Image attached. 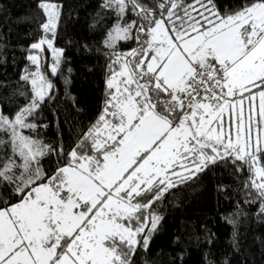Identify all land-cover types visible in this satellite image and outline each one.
<instances>
[{"label":"snow or ice","instance_id":"snow-or-ice-1","mask_svg":"<svg viewBox=\"0 0 264 264\" xmlns=\"http://www.w3.org/2000/svg\"><path fill=\"white\" fill-rule=\"evenodd\" d=\"M38 7L27 103L0 107V264H133L162 219L153 206L217 164L247 173L264 212V0L224 14L215 0H102L107 99L67 148L35 122L54 92L45 47L51 74L63 57L62 5Z\"/></svg>","mask_w":264,"mask_h":264},{"label":"trees","instance_id":"trees-1","mask_svg":"<svg viewBox=\"0 0 264 264\" xmlns=\"http://www.w3.org/2000/svg\"><path fill=\"white\" fill-rule=\"evenodd\" d=\"M56 2L62 5V15L54 46L63 49V57L60 71L51 74V50L45 47L42 70L54 84V92L35 122L48 125L37 129L46 143L60 142L67 148L96 120L107 99L110 57L103 41L113 20L101 9L102 0ZM215 2L224 14L247 0ZM39 3L0 0V107L5 115L26 104L30 94L21 76L32 70L31 44L44 35ZM131 47L134 42H122L120 50ZM54 162L53 157L45 164ZM246 180V172L217 164L166 193L153 206L162 219L148 249L138 250L133 264H264V212L255 192L244 187ZM0 197L11 198L3 190Z\"/></svg>","mask_w":264,"mask_h":264},{"label":"rangeland","instance_id":"rangeland-1","mask_svg":"<svg viewBox=\"0 0 264 264\" xmlns=\"http://www.w3.org/2000/svg\"><path fill=\"white\" fill-rule=\"evenodd\" d=\"M50 38V37H49ZM30 64H31V62H30ZM31 67H32V70H30V71H35V66H33L32 64H31Z\"/></svg>","mask_w":264,"mask_h":264}]
</instances>
